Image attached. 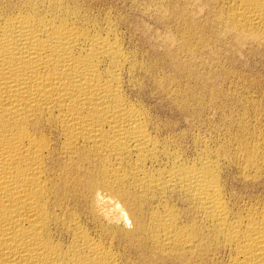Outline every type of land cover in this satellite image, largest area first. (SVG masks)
Instances as JSON below:
<instances>
[{
    "label": "bare ground",
    "instance_id": "bare-ground-1",
    "mask_svg": "<svg viewBox=\"0 0 264 264\" xmlns=\"http://www.w3.org/2000/svg\"><path fill=\"white\" fill-rule=\"evenodd\" d=\"M200 1L264 35V0ZM88 5L0 0V264H194L216 245L264 264V215L232 218L212 154L185 155L129 98L137 61Z\"/></svg>",
    "mask_w": 264,
    "mask_h": 264
},
{
    "label": "rangeland",
    "instance_id": "rangeland-1",
    "mask_svg": "<svg viewBox=\"0 0 264 264\" xmlns=\"http://www.w3.org/2000/svg\"><path fill=\"white\" fill-rule=\"evenodd\" d=\"M84 2L102 25L111 19L125 51L137 61L134 81H126L125 91L149 111L161 136L179 142L185 155L197 162L205 150L212 154L232 218L251 211L264 215V157L259 152L254 166L245 163V155L264 145V35L256 39L231 31L213 12L220 9L218 3L210 7L200 0ZM197 219L199 229H206L199 215ZM216 246L212 255L200 252L194 264H228L235 252ZM169 261L163 264H177Z\"/></svg>",
    "mask_w": 264,
    "mask_h": 264
}]
</instances>
